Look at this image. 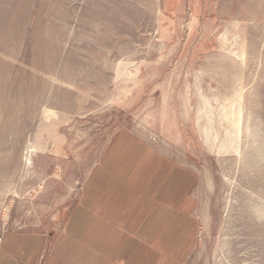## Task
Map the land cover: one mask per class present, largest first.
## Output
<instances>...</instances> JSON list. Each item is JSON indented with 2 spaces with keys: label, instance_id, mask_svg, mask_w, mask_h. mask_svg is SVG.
<instances>
[{
  "label": "rangeland",
  "instance_id": "1",
  "mask_svg": "<svg viewBox=\"0 0 264 264\" xmlns=\"http://www.w3.org/2000/svg\"><path fill=\"white\" fill-rule=\"evenodd\" d=\"M122 129L198 172L192 264H264V0H0V237L56 235Z\"/></svg>",
  "mask_w": 264,
  "mask_h": 264
},
{
  "label": "crops",
  "instance_id": "2",
  "mask_svg": "<svg viewBox=\"0 0 264 264\" xmlns=\"http://www.w3.org/2000/svg\"><path fill=\"white\" fill-rule=\"evenodd\" d=\"M183 124L179 134H190ZM199 187L197 171L122 129L85 180L63 228L53 236L3 234L0 264H192Z\"/></svg>",
  "mask_w": 264,
  "mask_h": 264
},
{
  "label": "bare ground",
  "instance_id": "3",
  "mask_svg": "<svg viewBox=\"0 0 264 264\" xmlns=\"http://www.w3.org/2000/svg\"><path fill=\"white\" fill-rule=\"evenodd\" d=\"M34 149H33V147L31 146V147H29V151H28V155H27V163H31V155H32V151H33ZM26 160V159H25Z\"/></svg>",
  "mask_w": 264,
  "mask_h": 264
}]
</instances>
